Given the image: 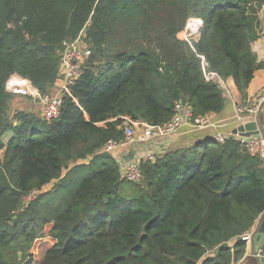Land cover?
Wrapping results in <instances>:
<instances>
[{
	"label": "trees",
	"instance_id": "16d2710c",
	"mask_svg": "<svg viewBox=\"0 0 264 264\" xmlns=\"http://www.w3.org/2000/svg\"><path fill=\"white\" fill-rule=\"evenodd\" d=\"M263 6L0 0V264L239 263L246 242L238 238L264 214V167L240 141L155 156L140 163L138 183L121 177L112 155L96 153L123 139L125 124L166 123L180 102L193 118L220 113L226 97L207 73L231 78L245 97L262 66L252 44ZM190 19L202 27L194 32L196 21L186 35L193 40L180 39ZM78 38L89 55L59 117L10 115L8 87L26 81L52 94L63 43Z\"/></svg>",
	"mask_w": 264,
	"mask_h": 264
},
{
	"label": "built area",
	"instance_id": "2783aa9c",
	"mask_svg": "<svg viewBox=\"0 0 264 264\" xmlns=\"http://www.w3.org/2000/svg\"><path fill=\"white\" fill-rule=\"evenodd\" d=\"M88 55L89 51L86 45L83 44L79 38L72 42H64L63 50L60 55L58 76V79L61 81V85L56 90V93L42 96L31 86L29 82L26 81L13 83L10 87H8V91L10 93H22L28 95L34 103L39 105L40 117L42 119L46 121L57 119L60 115L63 95L64 93H68L70 86H72L81 77L83 65ZM206 79L215 82L223 91L224 96L226 98H230V93L224 85L222 78L214 73H207ZM263 102L264 92H261L251 105H236L235 111L238 115L237 122L241 125L248 122L258 123L257 115ZM174 112L175 114L173 117L160 126H149L148 124L144 123V127L141 128L139 133L134 131L133 127L137 128V125L143 122L125 124L123 127V139L107 140L96 154L113 155L117 150L127 148L133 143H145L152 139L171 136L185 127L205 128L211 125V114L193 118L191 109L188 105H183L182 103L176 104ZM225 139L226 137L222 135L217 134L216 136V141L219 143H223ZM236 139L241 142L244 151L249 155L260 159L261 165L264 167V137L262 136L261 132L258 131V136H249L245 138L243 136H239ZM91 159L92 157L88 156L86 159L79 162L87 164ZM153 160L154 156L146 155L137 161L126 163L122 168L120 167L121 177L129 182H140V163L143 161ZM38 194L39 191H33L30 195H28V197L33 196L34 199ZM29 200L32 199H28L27 202ZM253 232L254 230L243 234L241 236V240L245 241L246 244H251Z\"/></svg>",
	"mask_w": 264,
	"mask_h": 264
},
{
	"label": "crops",
	"instance_id": "0c3cea01",
	"mask_svg": "<svg viewBox=\"0 0 264 264\" xmlns=\"http://www.w3.org/2000/svg\"><path fill=\"white\" fill-rule=\"evenodd\" d=\"M197 19H190L188 21L187 27L195 25ZM191 22V24H190ZM195 22V23H193ZM199 27L194 29V32L198 31L202 27V22L199 21ZM257 38L252 44V50L257 57V63L262 65L255 70L253 79L249 83L246 89V96L243 97L237 90L234 81L231 78L223 79L224 85L230 93V98H226L225 106L223 110L218 114L210 115L211 125L205 128H190L185 127L179 130L177 133L171 136L156 138L149 140L145 143H133L127 148L117 150L112 156L119 163L122 168L126 163L137 161L141 157L146 155L160 156L165 153L175 151L177 149L190 147L198 142H203L210 139H215L217 134L222 135L226 138L231 137L232 131L239 126L240 123L237 122L238 115L235 111L236 105H251L255 98L264 92V6L258 14V25H257ZM61 85L60 79H57L52 94L56 93V90ZM13 102L17 107V111L32 113L40 117V107L37 103H34L31 98L22 93H13ZM264 102L261 105L258 112V124L262 127L264 122L261 120V112L263 110ZM241 125V124H240ZM144 127V123L137 125L136 132L139 133L141 128ZM8 138L11 136L10 133ZM239 133H237L233 138H238ZM52 185V184H50ZM259 219H257L252 227L255 230L258 227ZM261 256V254H260ZM262 261H257V255L254 254L253 249L250 244H246V252L243 259L237 264H264V257L261 256Z\"/></svg>",
	"mask_w": 264,
	"mask_h": 264
},
{
	"label": "water",
	"instance_id": "95a60500",
	"mask_svg": "<svg viewBox=\"0 0 264 264\" xmlns=\"http://www.w3.org/2000/svg\"><path fill=\"white\" fill-rule=\"evenodd\" d=\"M263 110H264V106H263ZM258 131H260L262 136L264 137V125L261 127L256 122H248V123L239 125L237 128H235L231 133V137H234L237 133H239V135L243 136L244 138L249 137V136H258ZM238 240H241V238H238ZM263 243H264V214L258 224L257 229L254 230L253 232L252 242L250 244L253 249L254 254L257 255L258 262L262 261L260 252H261V247Z\"/></svg>",
	"mask_w": 264,
	"mask_h": 264
},
{
	"label": "rangeland",
	"instance_id": "374dc122",
	"mask_svg": "<svg viewBox=\"0 0 264 264\" xmlns=\"http://www.w3.org/2000/svg\"><path fill=\"white\" fill-rule=\"evenodd\" d=\"M193 23H195V22H193ZM190 24H191V22H190ZM193 28H194V27H193L192 25H190V26L188 27V29H187V27H186L182 32H180V33L178 34V37H179L180 39L193 40V39L190 38L189 36H186V35H191V33H192V31H193ZM9 112H10V115H11V114H14V113L17 112V107H15V104H13V105L11 104V105H10V110H9ZM260 117H261L262 122H264V110H262ZM133 130L136 131V128L133 127ZM7 135H9V134L4 135L3 138H2L3 141H5V142H6V140L8 139V136H7ZM2 153H3V151L1 150V151H0V158H2ZM51 187H52L51 185H50V186H46V187L43 189L42 192H47V191H49V190L51 189ZM28 199H33V196H30V197L26 196V197L23 199V204H24V205H26V202H27ZM259 221H260V219H259ZM256 229H257V228H256ZM256 229H255V230H256ZM12 253H13V251L10 252V254H12ZM18 259H19V260H17V262H18L19 264H24V259H23V258L20 260V257H18Z\"/></svg>",
	"mask_w": 264,
	"mask_h": 264
}]
</instances>
